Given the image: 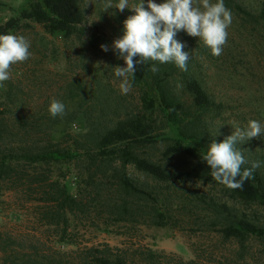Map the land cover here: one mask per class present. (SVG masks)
<instances>
[{"label":"rangeland","instance_id":"rangeland-1","mask_svg":"<svg viewBox=\"0 0 264 264\" xmlns=\"http://www.w3.org/2000/svg\"><path fill=\"white\" fill-rule=\"evenodd\" d=\"M30 1L0 0V25ZM262 1L234 0L254 16L259 14ZM104 2L82 0L83 33L68 39L51 36L32 21H21L16 30L9 32L30 41V55L27 60L13 64L10 78L0 83V128L5 137L1 146L41 147L49 140L65 148L76 139L83 141V135L91 127L103 129L117 120L142 113L140 88L132 85L126 95L120 91L123 78L115 76V67L126 64L111 50L113 41L123 32V22L135 14L129 8L140 0H128L129 8L123 12L118 9L103 12ZM118 2L112 0L113 5ZM153 2L160 4L164 0ZM193 4L200 6V0H193ZM144 7L148 10L147 0ZM230 11L232 23L219 56H213L202 40L183 30L175 37L185 45L183 51L195 60V71L208 93L222 104V112L212 119L209 131L215 139L223 140L232 134L233 127H246L250 120L258 121L264 131V19L256 22L241 10ZM102 44L110 50L102 51ZM174 84L176 92L187 102V96ZM54 99L65 105V115L55 118L50 115L48 109ZM164 147L162 143L141 152L169 171H183L192 164L185 156L165 157ZM239 148L244 150L245 158L259 155L264 164V134L240 144ZM17 167V171L30 170L22 163ZM47 167L51 180L65 184L72 195L88 205L86 211L68 215V226L63 232L62 224L50 223L48 219L53 205L29 199L32 198L29 194L37 196V193L27 191L24 179H13L16 189H9V182H0V264H82L90 256V248L102 250L105 246L115 254L123 250L133 264H180V260H193L195 264H264L263 239L248 236L242 244L223 239L217 227L208 221L206 206L199 203V195L224 201L226 196L219 186L197 181L154 183L128 166L126 171L131 177L147 183L158 193L156 206L170 224L159 227L141 223L148 211V205L142 204L145 211L142 217L112 221L104 213L102 201L116 199L113 180L96 173L92 177H96L98 184L89 185L88 178L95 168L84 157ZM97 192L100 197L95 198ZM132 205L139 203L134 201ZM241 208L256 224L264 223V207ZM146 250L158 257L153 262L142 261L140 253Z\"/></svg>","mask_w":264,"mask_h":264},{"label":"trees","instance_id":"trees-1","mask_svg":"<svg viewBox=\"0 0 264 264\" xmlns=\"http://www.w3.org/2000/svg\"><path fill=\"white\" fill-rule=\"evenodd\" d=\"M81 4L82 0H32L0 25V34L16 30L21 21H32L41 25L47 34L68 39L77 33H83L81 25L84 22V12ZM224 4L229 10H241L253 21L264 19V0L257 16L242 10L234 0H224ZM122 35L123 32L119 33L118 38ZM138 59L139 57H134V61ZM152 65L159 68L155 74L150 71ZM195 65V60L189 59L187 71H182L174 62L161 64L158 61H148L145 65L137 64L135 78L129 76V80L133 86L140 88L142 113L117 120L103 129L91 127V131L83 135L84 140L76 139L72 146L62 148L57 142L48 140L41 147H4L1 144L5 137L0 128V182H9V189H16L13 179H24L23 185H28L27 191L37 193V196L29 194L32 197L29 199L53 205L54 210L49 213L48 219L50 223L62 224L63 232L68 226L67 216L76 212L84 213L88 205L72 195L65 184L51 180L47 166L53 163L84 157L95 168L88 178V184L93 186L98 183L92 174L96 176V173H100L103 178L108 175L113 180L117 196L115 200L103 199L102 205L104 213L114 222L142 217L145 213L140 206L142 204L148 205V211L141 223L159 227L170 225L168 218L156 206L158 193L147 183L131 177L126 171L128 166L154 183L207 182L219 186L226 196V200L222 201L215 197H205L204 194L199 195V203L205 204L208 221L217 227L218 234L223 239H232L240 244L248 236L264 240V223L256 224L245 213V209L241 208L252 205L264 207V164L259 155L245 158L249 163L242 165V171L251 167L252 161H260L261 166L255 170L254 179L246 181L242 189H230L213 180L211 169L201 159L212 140L217 143L223 141L222 138L215 139L209 131L212 119L222 112V104L217 103L208 93L202 79L197 76ZM175 82L187 96V102L176 92ZM162 143L165 145V157L185 156L192 164L183 171H169L163 164L141 152L142 149ZM21 163L30 170L17 171V165ZM37 169L41 171L38 172ZM32 185L35 186L34 189ZM98 197L100 194L97 192L95 198ZM134 201L139 205H132ZM88 251L90 256L85 257L82 264H133L126 259L123 250L115 254L105 246L102 250L90 248ZM140 256L142 261L148 263L158 257L151 250L140 253ZM179 263L195 264V261L180 260Z\"/></svg>","mask_w":264,"mask_h":264},{"label":"clouds","instance_id":"clouds-1","mask_svg":"<svg viewBox=\"0 0 264 264\" xmlns=\"http://www.w3.org/2000/svg\"><path fill=\"white\" fill-rule=\"evenodd\" d=\"M126 8H129L128 0H119L115 5L112 0L103 3V12L109 9L123 12ZM129 9L135 14L123 22V35L111 45L117 58L123 59L126 64V67H115V76L123 78L119 87L125 95L132 88L129 76L135 78L137 64L145 65L148 61L161 64L174 62L179 69L187 71L190 55L183 51L185 45L175 39L179 31L198 37L213 56H219L227 42V29L232 23V13L225 7L224 0H217L216 3L200 0V6H194L193 0H164L160 4L147 0L148 10L144 7V0H140ZM29 47L30 41L24 36L0 34V83L10 78L9 69L13 64L29 58ZM100 48L104 52L110 50L106 44L100 45ZM134 57L139 59L134 61ZM150 71L155 74L159 68L152 65ZM48 110L53 118L66 114L65 105L55 99ZM233 128L232 134L222 142L212 140L201 159L211 169L213 180L230 189H242L246 181L254 179V172L261 162L252 161L251 167L242 171V165L249 161L245 159L244 150L239 145L260 137L264 131L256 120H250L246 127Z\"/></svg>","mask_w":264,"mask_h":264}]
</instances>
